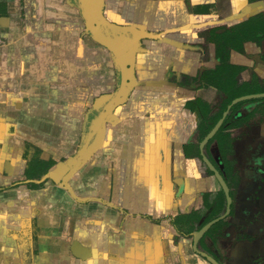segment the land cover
I'll return each instance as SVG.
<instances>
[{
	"label": "crops",
	"instance_id": "crops-1",
	"mask_svg": "<svg viewBox=\"0 0 264 264\" xmlns=\"http://www.w3.org/2000/svg\"><path fill=\"white\" fill-rule=\"evenodd\" d=\"M117 1L108 3L110 17L153 26L160 21L168 33L178 32L175 26L186 19L197 21L190 11L177 10L178 0H142L139 8L126 4L122 14ZM84 25L79 0H0V135H10L13 127L22 139L15 175L8 174V161L0 162V264H211L170 222V209L193 201L194 186L185 185L186 194L175 201L169 178L153 176L143 101L127 99L117 107L98 127L83 166L71 164L89 122L103 112L119 79L116 61ZM189 27L180 36H194ZM100 29L115 34L105 25ZM122 32L137 51L139 33L132 27ZM146 70L144 63L138 69L141 81ZM175 113L180 124L190 122L182 105ZM109 118L110 129L103 126ZM33 158L55 161L40 183L24 175ZM70 165L80 168L77 175ZM53 169L61 171L64 183L41 184ZM151 202L155 218L162 219L157 224L146 216ZM244 251L242 244L232 245L227 260L218 262L249 264L241 259Z\"/></svg>",
	"mask_w": 264,
	"mask_h": 264
},
{
	"label": "flooded vegetation",
	"instance_id": "flooded-vegetation-1",
	"mask_svg": "<svg viewBox=\"0 0 264 264\" xmlns=\"http://www.w3.org/2000/svg\"><path fill=\"white\" fill-rule=\"evenodd\" d=\"M108 1L100 8L110 27L105 26L113 35L121 33L132 46L127 99L146 105L147 159L157 169L153 176L159 175L164 182L169 178L175 201L186 194L185 185L194 186L193 201L187 207L170 209L168 216L174 214L170 222L180 236L192 241L200 257L212 253L211 260L221 264L218 258L227 260L228 249L239 243L245 248L243 261L264 264V0H178L177 10L190 11L197 21L186 19L181 22L185 25L175 26L178 32L170 33L160 21L153 26L129 17H110ZM143 2L118 0L116 8L122 14L126 4L139 8ZM187 26H192L194 36H180ZM129 27L141 36L137 51L122 32ZM84 30L91 36L86 25ZM174 34L179 38H173ZM95 42L116 61L119 79L112 93L116 94L121 84L117 59ZM143 63L147 75L141 81L138 69ZM180 105L192 115L184 125L176 118ZM220 121L215 134L204 142ZM87 134L88 129L84 138ZM150 205L152 211L146 216L157 224L162 219L155 218V205ZM212 222L195 243V234Z\"/></svg>",
	"mask_w": 264,
	"mask_h": 264
},
{
	"label": "water",
	"instance_id": "water-1",
	"mask_svg": "<svg viewBox=\"0 0 264 264\" xmlns=\"http://www.w3.org/2000/svg\"><path fill=\"white\" fill-rule=\"evenodd\" d=\"M103 1L104 0H79L81 16L83 17L85 25L88 28L89 33L91 34L93 39L95 41L97 40L99 43L104 45L109 51H111V53L117 59L121 75V84L119 86L118 92L114 94L111 100L105 105L103 112L98 117H95L92 124L89 125L87 137L84 138V140L82 141V145L79 147L77 161H79L81 158L83 159L86 156L85 154L90 151V149H92V141L97 138L95 133L98 132V127L105 119H107L108 116H110V113L113 111V109H115L127 99V96L131 89L133 61V54L131 49L132 46L124 40L123 36L119 32L117 33V35L113 36H107L100 32V24L109 26L101 17L100 8ZM247 98L249 97H245L243 99ZM221 122L222 121L216 124L210 134L207 135L204 142L208 141L215 134V132L221 125ZM211 169L213 170L212 167ZM218 180L226 190L225 185L220 179V177H218ZM212 224L213 222L207 224L204 228H202L199 232L195 234V243ZM200 255L208 261H211L212 264H218L217 262L212 261L211 258L208 257L206 254L201 253Z\"/></svg>",
	"mask_w": 264,
	"mask_h": 264
},
{
	"label": "rangeland",
	"instance_id": "rangeland-1",
	"mask_svg": "<svg viewBox=\"0 0 264 264\" xmlns=\"http://www.w3.org/2000/svg\"><path fill=\"white\" fill-rule=\"evenodd\" d=\"M108 3H111V0H109L108 1ZM114 66L116 67V64H114ZM101 97H98L97 98V101H94V103H93V105L95 106V104H96V102H100L101 101V99H100ZM112 98V96L110 95L109 97H105V99H107V100H110ZM103 107V106H102ZM102 107H101V105L99 104L98 105V109L96 110V111H98L99 113L102 111ZM94 108V107H93ZM15 109V108H14ZM98 112H96V113H98ZM111 115V114H110ZM109 120H110V118L108 119V121H106L105 123H104V125L103 126H105L106 128H107V126H109L108 127V129H110V124H109ZM8 132H10V135H0V162L1 163H3L4 164V162L5 161H8L9 162V165L7 166V168L6 169H8L9 170V173L8 174H10V173H12V175H15V171H16V164H15V157H16V154H17V152H16V150H17V145H21V137L19 136V135H15L14 134V128L12 127H8ZM98 137V136H97ZM96 140V139H95ZM95 140L94 141H92L94 144H95ZM59 145V144H58ZM16 149V150H15ZM79 149V148H78ZM20 152H21V149H19V154H20ZM78 153H79V151H77V153L75 154V157L71 160V164H75V162H76V166L75 167H77L78 165L79 166H83V165H80V163H81V161H82V158L79 160V161H77L76 159L78 158ZM19 154H17V156H19ZM91 155V154H90ZM89 159V158H88ZM86 160V159H85ZM83 161V164H85V162L86 161ZM4 161V162H3ZM91 162V161H90ZM4 167V166H3ZM74 167V166H73ZM71 165H70V173H72V174H74V175H77L78 173V171H79V169L80 168H77V169H75V170H73L74 168H73ZM18 168H19V166H18ZM18 170H20L21 171V169L19 168ZM61 171H54V169L52 170V171H50L49 173L51 174V177H49V178H47L48 179V181H50L51 180V183L52 182H55V181H57V182H59V183H64V179L63 178H61V173H60ZM15 177V176H14ZM54 179H56V180H54ZM47 181V182H48ZM175 189H176V187H175ZM74 193L76 192V191H74L73 189H71ZM76 194V193H75ZM32 230H33V228H32ZM36 229H34L32 232L34 233V235L36 234V231H35ZM31 232V233H32Z\"/></svg>",
	"mask_w": 264,
	"mask_h": 264
},
{
	"label": "trees",
	"instance_id": "trees-1",
	"mask_svg": "<svg viewBox=\"0 0 264 264\" xmlns=\"http://www.w3.org/2000/svg\"><path fill=\"white\" fill-rule=\"evenodd\" d=\"M55 165L54 160L42 161L38 158L31 159L26 163L24 175L27 180H39L48 173V170ZM31 187H39L40 185L30 184Z\"/></svg>",
	"mask_w": 264,
	"mask_h": 264
}]
</instances>
